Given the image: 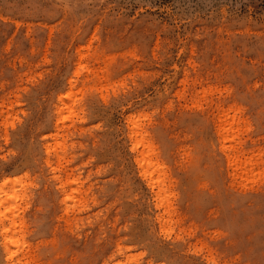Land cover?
<instances>
[{
    "label": "rangeland",
    "instance_id": "1",
    "mask_svg": "<svg viewBox=\"0 0 264 264\" xmlns=\"http://www.w3.org/2000/svg\"><path fill=\"white\" fill-rule=\"evenodd\" d=\"M234 107L256 183L220 154ZM135 122L159 147V208ZM8 179L13 263L264 264V0H0Z\"/></svg>",
    "mask_w": 264,
    "mask_h": 264
},
{
    "label": "bare ground",
    "instance_id": "2",
    "mask_svg": "<svg viewBox=\"0 0 264 264\" xmlns=\"http://www.w3.org/2000/svg\"><path fill=\"white\" fill-rule=\"evenodd\" d=\"M72 93H68L66 96L59 98L58 103L61 105L65 104L66 99H71ZM65 101V102H64ZM60 106H56L58 115H61L63 110L60 109ZM240 109L238 107H234L233 109L222 113L219 116V123L217 133L221 137L222 142L220 143V154L221 157H224V162L226 163L228 168L234 170V172L242 179L256 183L257 176L255 174V166L256 161L254 157L247 158L245 160H240L238 157V151L236 148H232L229 146L231 142H233L237 136V129L236 127L240 125L241 119L238 118L240 113ZM220 113V114H221ZM133 128H131V137L133 138L136 134H141V141L134 145L133 150L136 152V161L140 165L142 169V174L149 179V186L153 189H158L155 194V197L158 201V208L161 206L164 200H160L161 193L166 190L167 181L166 177L160 174L159 178H155L154 176L157 174L158 171V162H155L153 158L160 156L159 147L152 141L141 125H138L136 122L133 124ZM144 166V167H143ZM263 179V178H262ZM262 179L260 181H262ZM17 179H8L5 181V184L0 188V206L4 204L1 202V194L5 192L4 187L9 183H15ZM7 213H0V238H1V247L4 251V257L6 262L10 264H17L13 263V252H8V244L9 241L12 245L17 243L15 237H12L11 240H8V227L5 225V220L7 219ZM8 263V264H9ZM117 264H123L121 262Z\"/></svg>",
    "mask_w": 264,
    "mask_h": 264
}]
</instances>
